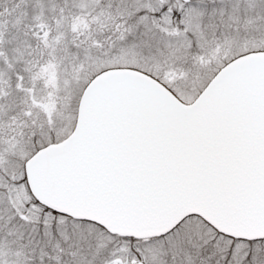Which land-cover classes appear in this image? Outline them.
<instances>
[{
    "label": "snow or ice",
    "instance_id": "1",
    "mask_svg": "<svg viewBox=\"0 0 264 264\" xmlns=\"http://www.w3.org/2000/svg\"><path fill=\"white\" fill-rule=\"evenodd\" d=\"M0 264H264V0H0Z\"/></svg>",
    "mask_w": 264,
    "mask_h": 264
}]
</instances>
